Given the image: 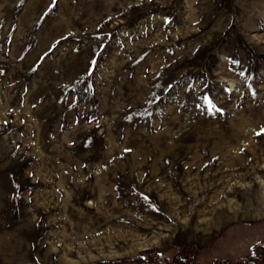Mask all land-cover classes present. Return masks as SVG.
Returning a JSON list of instances; mask_svg holds the SVG:
<instances>
[{
    "label": "rangeland",
    "instance_id": "rangeland-1",
    "mask_svg": "<svg viewBox=\"0 0 264 264\" xmlns=\"http://www.w3.org/2000/svg\"><path fill=\"white\" fill-rule=\"evenodd\" d=\"M261 129L264 0H0V264H246Z\"/></svg>",
    "mask_w": 264,
    "mask_h": 264
},
{
    "label": "trees",
    "instance_id": "trees-1",
    "mask_svg": "<svg viewBox=\"0 0 264 264\" xmlns=\"http://www.w3.org/2000/svg\"><path fill=\"white\" fill-rule=\"evenodd\" d=\"M250 253L246 257V264H264V242L255 241L249 249ZM178 257V258H177ZM176 258L179 262H184L186 258H182L180 255L174 257H168L165 254L159 252L156 249H151L146 253H139L135 257L128 259H116L107 261L105 263H93V264H138L137 261H141V264H177ZM214 259L211 264H214ZM181 264V263H180Z\"/></svg>",
    "mask_w": 264,
    "mask_h": 264
},
{
    "label": "bare ground",
    "instance_id": "bare-ground-1",
    "mask_svg": "<svg viewBox=\"0 0 264 264\" xmlns=\"http://www.w3.org/2000/svg\"><path fill=\"white\" fill-rule=\"evenodd\" d=\"M261 180H262V179H260V182H261L260 184H264V181H263V180L261 181ZM257 209H259V208H257ZM259 210H260V209H259ZM255 211H256V210H255ZM255 213H256V212H255ZM258 214H259V213H258ZM256 215H257V214H256ZM152 237H153V236H152ZM148 241H149V240H148ZM153 242H154V241H153ZM146 243H148L147 240H146L145 242H141V245H144V244H146Z\"/></svg>",
    "mask_w": 264,
    "mask_h": 264
},
{
    "label": "snow or ice",
    "instance_id": "snow-or-ice-1",
    "mask_svg": "<svg viewBox=\"0 0 264 264\" xmlns=\"http://www.w3.org/2000/svg\"><path fill=\"white\" fill-rule=\"evenodd\" d=\"M261 134H264V129H261V131L257 133V135H261Z\"/></svg>",
    "mask_w": 264,
    "mask_h": 264
},
{
    "label": "crops",
    "instance_id": "crops-1",
    "mask_svg": "<svg viewBox=\"0 0 264 264\" xmlns=\"http://www.w3.org/2000/svg\"><path fill=\"white\" fill-rule=\"evenodd\" d=\"M235 256H237V255H235Z\"/></svg>",
    "mask_w": 264,
    "mask_h": 264
}]
</instances>
